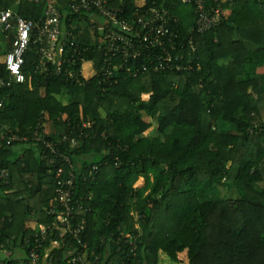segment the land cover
Masks as SVG:
<instances>
[{
    "label": "trees",
    "instance_id": "obj_1",
    "mask_svg": "<svg viewBox=\"0 0 264 264\" xmlns=\"http://www.w3.org/2000/svg\"><path fill=\"white\" fill-rule=\"evenodd\" d=\"M0 1L34 21L48 2ZM123 2L129 17L135 0ZM166 5L179 20L171 24L176 40L185 44L172 53L181 56V64L191 61V69L137 77L116 70L112 84L105 85L99 36L85 32L77 15L64 10V54H75V71L84 61L88 82L77 85L54 69L36 72L32 50L24 66L31 86L10 83L3 90L0 123L31 139L40 124L53 125L54 133L46 138L70 158L75 197H92L85 203L84 239L91 253L102 255L94 264H264V122L259 111L264 72L257 73L264 66V3H222L220 23L205 33L196 31L194 7L177 0H166ZM146 58L135 66L141 68ZM1 69L9 80L5 66ZM143 94H151L149 100ZM88 122L91 127H84ZM221 123L231 128L222 130ZM155 127L159 136L149 137ZM63 135L77 138V148L62 142ZM10 149L0 141V168L11 176L9 185L0 186V264H19L1 255L23 248L24 238L36 232V224L26 222L34 210L39 223L52 230L44 247L60 243L50 254L52 264H68L70 254L82 249L47 215L54 206V167L47 165L41 148L40 154L31 149L14 160ZM94 167L95 179L85 180ZM26 175L34 178L33 200L21 193L2 196L16 176ZM140 179L145 184L136 188ZM217 186L228 194L206 199ZM126 235L131 236L127 243ZM136 238L131 254L130 242Z\"/></svg>",
    "mask_w": 264,
    "mask_h": 264
},
{
    "label": "built area",
    "instance_id": "obj_2",
    "mask_svg": "<svg viewBox=\"0 0 264 264\" xmlns=\"http://www.w3.org/2000/svg\"><path fill=\"white\" fill-rule=\"evenodd\" d=\"M177 1L185 6L194 7L197 18L196 31L205 33L220 23L223 10L221 4L235 0H213L212 5L208 3V0ZM258 1L264 3V0ZM35 2L38 3L39 0ZM116 2L119 4L114 5ZM123 3V0H49L42 17L34 21L22 17L14 9H5L0 1V37L10 46L5 56H0V111L5 107L3 90L9 87L10 83L22 85L31 80L24 72V66L26 56L32 50H36L38 58L35 65L36 72L44 75L54 69L56 75L64 76L77 85L84 86L88 82L89 77L84 61L82 60L83 67L75 71V54L73 57L64 54L65 45L61 43L64 10L77 15V20L82 25L85 24L91 32L99 36L98 48L103 53L102 81L105 85L112 84L110 80L116 70L127 69V72H132L137 77L140 74L151 73L150 71L157 73L176 68L180 72L192 68L191 61L181 64V56L172 53L180 46L182 50L185 49V44H178L177 33L171 29V24H176L179 20L167 7L166 0L160 4L157 0H135L134 11L129 17H125L126 7ZM89 17H97L102 20V23L97 24ZM187 43L193 47L194 40L190 38ZM157 49L161 52L153 54V51ZM88 50L86 48L85 52ZM146 55L147 63L137 68L135 64ZM1 66H5L9 80H6ZM144 96L150 98V95ZM144 96L142 99L147 101ZM45 125L40 124L34 138L31 139L17 132L14 133L10 126L0 123V141L5 142L7 146L16 143L30 144L32 141L33 146L41 148L46 155L47 165L54 167L55 171L54 206L47 215L54 217V226L63 230V234L70 237L72 242L82 249L78 251L77 248L70 254L68 264L97 263L102 255L91 253L89 244L84 239L87 230L85 215L89 212L85 203L90 202L92 197L79 199L75 197L76 176L73 166L70 165V158L58 148L55 142L46 138L48 134ZM84 127H91V122L85 123ZM62 142L68 143L70 149L77 148L79 144L77 138L69 135H63ZM66 165H69L70 170L67 171ZM97 172L98 168L94 167L85 180H94ZM10 182L9 170L0 168V186L9 185ZM51 231L44 228L24 238L23 249L26 257L19 264L53 263L51 256L42 254ZM137 238L130 242L131 254H135L137 249ZM123 239L127 243L131 240V236L126 235ZM119 242L122 241L119 240ZM104 244L105 242L102 241V245ZM90 253L95 258L93 262L90 260ZM106 258L107 255H105Z\"/></svg>",
    "mask_w": 264,
    "mask_h": 264
},
{
    "label": "crops",
    "instance_id": "obj_3",
    "mask_svg": "<svg viewBox=\"0 0 264 264\" xmlns=\"http://www.w3.org/2000/svg\"><path fill=\"white\" fill-rule=\"evenodd\" d=\"M27 1H33V0H27ZM90 19H91V21H94L97 24H101L102 23V20H100L97 17H91ZM82 29L85 32L91 31L85 24H83ZM65 32H67V30H66V26H65L64 19H63V22H62V35H64ZM9 50H10V46L7 45V44H5L4 40L0 37V56L1 57L5 56V54ZM258 72L259 73H263L264 72V66L259 67L257 69V73ZM29 84L31 86V80L29 81ZM144 95H148V96L150 95L151 96V94H143L142 96H144ZM144 97H146L147 100H149V97H147V96H144ZM259 111H260V114H261V118H262V120L264 122V105H261L259 107ZM47 126H49V130L47 129ZM45 127H46L45 129H46L48 135L49 134L51 135V134L54 133V127H53V125L51 123L46 124ZM220 127H221L222 130H225V131L231 128V126L229 124H226V123H221ZM156 131H157V127H155V129H153L152 131H150V133L148 134V136L149 137H158L159 134ZM31 149H33V151L34 150L35 151H37V150L39 151L38 147H36V146L29 145V144L16 143V144L12 145L11 146V149H10L11 150V155H12L11 156V159L12 160H14L13 158L21 159L25 154H27V152L31 151ZM39 154H40V151H39ZM263 175H264V168H263ZM35 178H37V177H35ZM32 180H34V178L33 177L31 178L29 175H26L24 177H22V176H16L14 178V180L12 181L11 188L8 189L7 191H5V193L2 194V196H5V195H13V194L21 193V195L26 200H33L34 197H32V194H31V191H32L31 189L33 187L30 184L31 183L30 181H32ZM140 180H141V182L143 184H145L144 179H140ZM54 185H55V182H54ZM143 186H141V187H143ZM141 187H138V188H141ZM43 190L46 191L47 190V186H45L43 188ZM224 192H227V193L224 194L223 193V190L221 191V189H220V193H223L226 196L228 194V190L226 189ZM225 196H223V197H225ZM36 201H37V199H36ZM26 222L27 223H31V224H36V227H35L36 230L35 231H40L41 229L47 228L45 225L39 223V218L37 217V211H35V210L31 214H29L27 216ZM58 248H60V243L59 242H56V241L52 242L49 246H47V247L44 248V250H43V256H47V255L48 256H51L50 254L55 249H58ZM25 257H26V253H25V251H24V249L22 247H16L12 252L10 251V253H7V254L2 253V255H1V258L2 259L3 258L4 259H9V261H12L13 260V261L18 262V263L20 261H23L25 259Z\"/></svg>",
    "mask_w": 264,
    "mask_h": 264
},
{
    "label": "rangeland",
    "instance_id": "obj_4",
    "mask_svg": "<svg viewBox=\"0 0 264 264\" xmlns=\"http://www.w3.org/2000/svg\"><path fill=\"white\" fill-rule=\"evenodd\" d=\"M51 128V127H50ZM47 129L49 130V126H47ZM52 129V128H51ZM144 184L141 182V180H139L135 187L138 188V187H141L143 186ZM220 189L221 191L223 190V193L226 194L227 192H224L226 190L225 187H222V186H217V188L215 189H212L208 195H207V198L206 199H221L223 196H225L223 193H220ZM219 190V191H218Z\"/></svg>",
    "mask_w": 264,
    "mask_h": 264
}]
</instances>
